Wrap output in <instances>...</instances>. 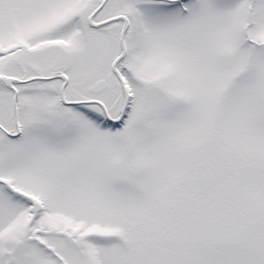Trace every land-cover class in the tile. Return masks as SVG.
Wrapping results in <instances>:
<instances>
[{"label": "snow or ice", "instance_id": "1", "mask_svg": "<svg viewBox=\"0 0 264 264\" xmlns=\"http://www.w3.org/2000/svg\"><path fill=\"white\" fill-rule=\"evenodd\" d=\"M0 264H264V0H0Z\"/></svg>", "mask_w": 264, "mask_h": 264}]
</instances>
